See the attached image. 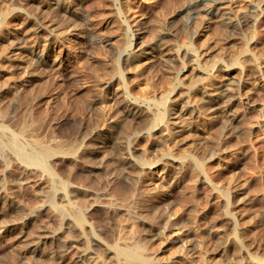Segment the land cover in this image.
Segmentation results:
<instances>
[{
  "label": "rangeland",
  "instance_id": "374dc122",
  "mask_svg": "<svg viewBox=\"0 0 264 264\" xmlns=\"http://www.w3.org/2000/svg\"><path fill=\"white\" fill-rule=\"evenodd\" d=\"M197 1L0 0V138L55 149H0V264H264V0Z\"/></svg>",
  "mask_w": 264,
  "mask_h": 264
},
{
  "label": "bare ground",
  "instance_id": "6f19581e",
  "mask_svg": "<svg viewBox=\"0 0 264 264\" xmlns=\"http://www.w3.org/2000/svg\"><path fill=\"white\" fill-rule=\"evenodd\" d=\"M65 1V0H64ZM129 2H130V0H128ZM60 2H62V1H60ZM224 2V0H218V2L217 3H210L208 0H198L196 3H194V7H192V13H194V14H199V11H212V8H215L216 6H217V4H222ZM59 3V2H58ZM128 7H130V6H128ZM57 8V7H56ZM55 8V9H56ZM59 8L61 9V11L65 8V4L64 3H62V4H60L59 5ZM58 10V9H57ZM56 11V10H55ZM57 12V11H56ZM63 12V11H62ZM6 14L5 13H3V15L0 17V33L2 32V34H3V32L4 33H7V34H9V35H13V34H15V33H17L18 31H20V27H16L14 24H13V26H10V25H7V24H9V23H7V24H5L4 23V21H6L5 19H6ZM9 17V16H8ZM48 25V24H47ZM46 26V25H45ZM51 27V26H50ZM43 28H45V27H43ZM60 29H62V28H60ZM70 29V28H69ZM52 30V29H51ZM67 29H64V30H60L58 33H56V36H57V40H59L60 38L62 39V41H63V39H65L64 37H69V33L66 31ZM74 30V29H73ZM55 31V30H54ZM69 31V30H68ZM73 32V31H72ZM24 33V32H23ZM71 33V32H70ZM55 34V33H54ZM15 36V35H14ZM13 38V37H12ZM69 38H72V37H69ZM68 38V39H69ZM27 39V38H26ZM72 40L73 39H71V41L69 42V43H71L72 42ZM111 40V39H110ZM67 41V40H66ZM60 42V41H59ZM114 42H115V40H114ZM22 43V42H21ZM20 43V44H21ZM62 43V42H61ZM67 43V42H66ZM66 43H64V45H67ZM73 43V42H72ZM112 43V42H111ZM55 44V43H54ZM16 45V44H15ZM19 45V44H18ZM59 45V44H58ZM69 45V44H68ZM67 45V46H68ZM20 46H22V45H20ZM63 46V45H62ZM61 46V47H62ZM66 46V47H67ZM72 46V45H71ZM73 47V46H72ZM71 47V48H72ZM54 48V47H53ZM60 48V47H59ZM140 49V48H139ZM53 50V49H52ZM138 50V49H137ZM59 51H60V49H59ZM70 51V47H67V52H69ZM73 51V50H72ZM140 51V50H139ZM139 51H137V52H139ZM147 51V50H146ZM146 51H141L140 53H138L139 55L140 54H142V53H144V55L145 54H147L148 52H146ZM51 52V51H50ZM65 52H66V50H65ZM136 52V51H135ZM137 52H136V54H137ZM71 53V52H70ZM48 55H49V53H48ZM15 56V55H14ZM56 56V55H55ZM58 56V55H57ZM138 56V55H137ZM47 57V56H46ZM45 57V58H46ZM134 57V56H133ZM47 58H49V57H47ZM52 58V57H51ZM77 59V58H76ZM139 59V58H138ZM14 60V59H13ZM135 60V59H134ZM136 60H137V57H136ZM61 63V62H60ZM51 64V63H50ZM61 65V64H60ZM116 65H118V64H115V65H112V66H115V68H116ZM195 105V104H194ZM216 105H214V106H212L211 105V107H209L208 109H207V111H208V113H213L215 110H216ZM206 110V109H205ZM207 113V114H208ZM209 115V114H208ZM1 125V124H0ZM2 126V125H1ZM5 126V125H4ZM1 131V130H0ZM2 134H4L3 133V130H2V132H1ZM15 134V133H14ZM11 137H12V135H10ZM3 137V136H2ZM1 137V138H2ZM5 137H7V136H5ZM0 138V149H2V148H8V149H10V150H13V151H15L16 153H17V156L19 155V156H21V158H22V161H24V160H27V161H29V163L30 162H33V163H35V164H37V165H40L41 167H43L44 169H50L51 171H52V169L50 168V167H48L49 165H48V158H49V155H50V152L51 151H53V150H55V149H52V150H50L51 148L49 147L48 148V146H42V145H40V146H37L36 145V147H34V148H31V150H29L28 148V150H26V149H24L23 148V144L21 145L20 143V141H18V139H15V138H9V136H8V140L6 139V138H2L1 139ZM4 139H6V140H4ZM20 142V143H19ZM33 143H34V141H33ZM28 146V145H27ZM30 148V147H29ZM7 149V150H8ZM1 151V150H0ZM13 151H12V153H13ZM8 152H10V151H8ZM14 152V153H15ZM1 153V152H0ZM18 156V157H19ZM51 156V155H50ZM20 158V157H19ZM20 158V159H21ZM25 163H27V162H25ZM28 164V163H27ZM31 164V163H30ZM42 168V169H43ZM53 173V172H52ZM55 181H56V179H55ZM57 182V181H56ZM61 183V182H60ZM55 184V183H54ZM63 185V184H62ZM64 186V185H63ZM61 187V186H60ZM62 189V188H61ZM52 208V207H51ZM58 208V207H57ZM60 209H62V208H60ZM59 209V210H60ZM58 209H57V211H59ZM74 211H76V210H74ZM59 213L61 214L62 212L61 211H59ZM58 213V214H59ZM65 213H66V211H65ZM64 213V215H66ZM79 213H80V211H79ZM78 213V210H77V212H73V209H72V212H71V214H72V217H73V219L76 221V222H78L79 224H83V221H85V219H83V216L81 215V214H79ZM64 217V216H63ZM62 217V218H63ZM67 218V217H66ZM70 218V217H69ZM65 221V220H64ZM85 223V222H84ZM86 224V223H85ZM83 226V225H82ZM85 229V228H84ZM126 241V240H125ZM128 241V240H127ZM118 242H120V240L118 241ZM117 242V243H118ZM133 242V241H132ZM136 242V241H135ZM122 243V242H121ZM127 243V242H126ZM128 243H129V241H128ZM237 243V242H236ZM234 244V243H233ZM235 245V244H234ZM237 246H238V244H237ZM238 250V249H237ZM111 251V250H110ZM112 252H114L113 253V255L115 254L117 257H119V258H123V261H124V259H125V261L127 262V264H153V261L148 257V255L146 256V254L144 253V249H143V246H142V244H140V243H130V245H128V244H116V245H114V247H113V251ZM114 255V256H115ZM117 257H116V259H117ZM121 260V259H120ZM99 261V260H98ZM124 261V262H125ZM97 264H99L98 262H97ZM102 264V263H101ZM155 264V263H154Z\"/></svg>",
  "mask_w": 264,
  "mask_h": 264
}]
</instances>
